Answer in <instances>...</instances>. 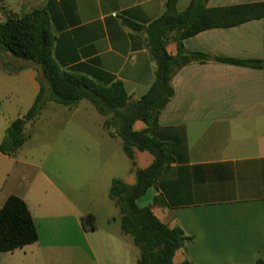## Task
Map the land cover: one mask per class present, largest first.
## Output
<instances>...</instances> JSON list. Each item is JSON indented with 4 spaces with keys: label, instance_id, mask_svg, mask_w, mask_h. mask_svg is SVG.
<instances>
[{
    "label": "crops",
    "instance_id": "0c3cea01",
    "mask_svg": "<svg viewBox=\"0 0 264 264\" xmlns=\"http://www.w3.org/2000/svg\"><path fill=\"white\" fill-rule=\"evenodd\" d=\"M166 1L3 0L0 22L9 12L22 16L45 9L55 37L53 58L61 70L105 86L121 81L132 99L139 100L155 81L156 64L147 34L132 30L125 20L147 26L164 14ZM190 1L179 0L177 10H186ZM258 2L264 0H209L207 7ZM183 46L212 58L264 61V18L200 32L185 39ZM167 51L175 56L177 44L171 42ZM172 87L174 97L155 131L172 160L137 205L152 207L163 223L192 238L176 252L173 264L264 260V69L215 61L191 63L174 75ZM18 114V118L25 115ZM104 128L111 140L120 138L110 134L112 128ZM107 142L88 151V167L121 160L111 156L112 144ZM137 152L142 151L134 149V160L128 157L134 174L139 169ZM18 153L7 156L0 151V208L11 195L25 200L39 239L6 253V263L98 264L90 235L98 228L87 230L80 222L83 216L91 213L96 218V214L77 209L62 189L44 178L39 166L21 161ZM125 250L124 243L117 244L120 262L114 264H128Z\"/></svg>",
    "mask_w": 264,
    "mask_h": 264
},
{
    "label": "trees",
    "instance_id": "16d2710c",
    "mask_svg": "<svg viewBox=\"0 0 264 264\" xmlns=\"http://www.w3.org/2000/svg\"><path fill=\"white\" fill-rule=\"evenodd\" d=\"M179 0H167L164 14L147 26L125 20L132 30L147 34L151 54L156 64L155 81L139 100H133L121 81L101 85L88 76L60 69L53 58L55 37L51 32L50 17L45 9H35L22 16L7 13L0 22V58L21 59L39 70L40 90L33 105L23 118L15 119L7 129L0 151L16 155L27 142V123L35 122L45 106L52 102L63 106L89 102L103 116L108 117L106 128L123 140L124 150L134 160V149L149 152L153 163L146 169H136V183L128 185L113 179L109 197L121 214V231L131 236L140 249L138 264H173L176 252L192 241L179 228H170L153 212L152 207H139L137 200L154 187L170 164L167 145L155 137L160 114L174 97L172 78L191 63L215 61L254 69H264V61L238 60L190 52L183 41L200 32L214 28H231L245 22L264 18V2L208 8L209 0H191L183 12L177 10ZM177 44V54L170 55L167 46ZM10 64V63H8ZM21 70V68H18ZM143 122V130H135ZM133 166H136L135 161ZM159 199H155L157 204ZM84 228L96 229V218L89 213L81 218ZM39 235L30 208L25 200L11 195L0 208V253L13 252L38 241ZM181 264H194L185 261ZM254 264H264L257 260Z\"/></svg>",
    "mask_w": 264,
    "mask_h": 264
},
{
    "label": "rangeland",
    "instance_id": "374dc122",
    "mask_svg": "<svg viewBox=\"0 0 264 264\" xmlns=\"http://www.w3.org/2000/svg\"><path fill=\"white\" fill-rule=\"evenodd\" d=\"M2 5L3 0H0V12L3 14ZM1 67L5 70H0V112L6 113L0 116V142H3L7 129L18 118V113L26 114L33 105L40 84L39 70L33 64L6 57L0 58V69ZM107 119L108 117L101 115L87 101L71 107L50 102L35 122L26 124L25 135L28 140L19 151L18 157L23 162L39 166L44 178H49L62 189L81 212L96 214L98 231L97 234L90 235L98 256V264L120 262L118 243L125 244L127 263L137 264L140 249L131 236L120 234L121 214L109 197L112 178L133 185L136 176L129 171L131 163L125 150L123 151L122 139L108 138V130L104 128ZM144 127V123L137 122L134 129L142 130ZM104 141L112 144L111 156L115 158L118 155L121 160L118 163L114 161L88 167V151L93 152L96 150L94 147ZM137 153V167L148 168L154 157L149 152ZM30 176L31 174L29 178ZM87 230L91 228L87 226ZM76 235V231L72 230L71 237L75 238ZM109 235L116 239H109ZM7 255L0 253V264H7ZM64 264L71 263L67 260Z\"/></svg>",
    "mask_w": 264,
    "mask_h": 264
}]
</instances>
